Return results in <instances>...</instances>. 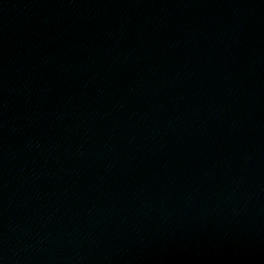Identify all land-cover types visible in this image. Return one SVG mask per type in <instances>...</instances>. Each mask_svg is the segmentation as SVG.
Here are the masks:
<instances>
[{
	"label": "water",
	"instance_id": "1",
	"mask_svg": "<svg viewBox=\"0 0 264 264\" xmlns=\"http://www.w3.org/2000/svg\"><path fill=\"white\" fill-rule=\"evenodd\" d=\"M0 264H264V0H0Z\"/></svg>",
	"mask_w": 264,
	"mask_h": 264
}]
</instances>
